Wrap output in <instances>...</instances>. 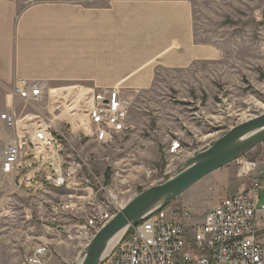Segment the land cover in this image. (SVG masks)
<instances>
[{
	"label": "built area",
	"instance_id": "built-area-1",
	"mask_svg": "<svg viewBox=\"0 0 264 264\" xmlns=\"http://www.w3.org/2000/svg\"><path fill=\"white\" fill-rule=\"evenodd\" d=\"M13 95L29 112L20 117L14 108L0 116L5 135L0 187L10 188L1 201L0 218L20 220L18 225L32 231L40 225L43 234L56 239L71 229L81 240L93 236L91 241L128 202L109 188L107 175L102 181L75 155L74 147L87 140L108 148L128 135L127 99L117 89H51L29 81H19ZM170 148L175 153L181 145L175 141ZM262 184L254 182L222 199L200 220L187 207L175 205L151 213L102 264H264V206L257 207ZM103 193L106 201L99 196ZM29 241L36 244L28 246L22 264H51L50 242L56 240L40 236L38 242L33 237Z\"/></svg>",
	"mask_w": 264,
	"mask_h": 264
},
{
	"label": "rangeland",
	"instance_id": "rangeland-1",
	"mask_svg": "<svg viewBox=\"0 0 264 264\" xmlns=\"http://www.w3.org/2000/svg\"><path fill=\"white\" fill-rule=\"evenodd\" d=\"M22 1L28 6L42 0ZM193 4L197 39L201 44L216 47L217 60L194 65L188 71L160 74L150 91L124 92L130 107V133L108 148L87 140L74 147L75 155L90 165L102 181L111 171L108 186L122 194L126 202L150 187L165 183L187 160L229 129L264 112V0H193ZM42 56L47 60V54ZM62 62H68L62 66L70 69L63 75L68 80L92 74L91 59ZM13 104L20 117L28 114L29 109L25 110L16 101ZM175 141L181 148L170 153ZM262 149L264 144L208 176L172 205L187 206L197 220L202 219L218 205L224 195L219 193L226 186L238 189L237 193L250 189L248 176L239 175L243 167L255 160L254 153ZM106 158H110L109 163L103 162ZM8 192L6 187H0V204ZM99 196L106 201L104 193ZM259 197L264 206V187ZM17 222L20 220L0 218V264H22L30 253L28 246L36 244L29 238L38 242L40 236L48 241L56 240L50 242L53 244L51 264H78L93 237L83 236L81 240L78 233L68 229V234L64 231L56 239L43 234L40 225L32 231L31 226Z\"/></svg>",
	"mask_w": 264,
	"mask_h": 264
},
{
	"label": "crops",
	"instance_id": "crops-1",
	"mask_svg": "<svg viewBox=\"0 0 264 264\" xmlns=\"http://www.w3.org/2000/svg\"><path fill=\"white\" fill-rule=\"evenodd\" d=\"M25 4L0 0L2 114L15 108L14 101L22 105L13 95L19 81L44 83L51 89L64 85L97 92L117 89L126 98L124 92L150 91L160 74L188 71L218 58L216 47L197 39L193 0H42ZM68 59L93 60L92 74L68 80L63 76L68 67L62 68L68 64L62 61ZM4 138L0 122V148ZM254 154L255 160L242 168V172L248 170L250 186L264 181V149ZM237 192L226 186L219 193L224 194L220 201ZM261 204L259 197L257 207Z\"/></svg>",
	"mask_w": 264,
	"mask_h": 264
},
{
	"label": "water",
	"instance_id": "water-1",
	"mask_svg": "<svg viewBox=\"0 0 264 264\" xmlns=\"http://www.w3.org/2000/svg\"><path fill=\"white\" fill-rule=\"evenodd\" d=\"M264 144V112L229 129L223 136L187 160L180 171L163 184L132 198L90 241L78 264H102L111 244L129 236L151 213L171 206L196 184Z\"/></svg>",
	"mask_w": 264,
	"mask_h": 264
},
{
	"label": "bare ground",
	"instance_id": "bare-ground-1",
	"mask_svg": "<svg viewBox=\"0 0 264 264\" xmlns=\"http://www.w3.org/2000/svg\"><path fill=\"white\" fill-rule=\"evenodd\" d=\"M249 167H250V166H249ZM120 239H121L120 236H119L118 238H116V240L111 244V246H110L108 252H109L110 250H112V249L116 246V244L119 242Z\"/></svg>",
	"mask_w": 264,
	"mask_h": 264
},
{
	"label": "trees",
	"instance_id": "trees-1",
	"mask_svg": "<svg viewBox=\"0 0 264 264\" xmlns=\"http://www.w3.org/2000/svg\"><path fill=\"white\" fill-rule=\"evenodd\" d=\"M111 176V171L109 170L108 173H107V179H109Z\"/></svg>",
	"mask_w": 264,
	"mask_h": 264
}]
</instances>
